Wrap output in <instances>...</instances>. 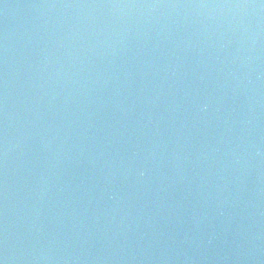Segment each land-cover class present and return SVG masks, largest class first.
Returning <instances> with one entry per match:
<instances>
[{
	"label": "water",
	"instance_id": "1",
	"mask_svg": "<svg viewBox=\"0 0 264 264\" xmlns=\"http://www.w3.org/2000/svg\"><path fill=\"white\" fill-rule=\"evenodd\" d=\"M0 264H264V0H0Z\"/></svg>",
	"mask_w": 264,
	"mask_h": 264
}]
</instances>
